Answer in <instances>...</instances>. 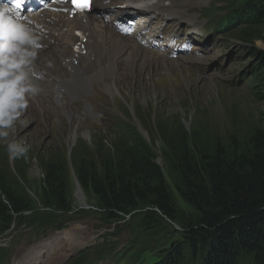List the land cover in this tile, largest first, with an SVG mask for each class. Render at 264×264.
<instances>
[{
	"label": "rangeland",
	"instance_id": "1",
	"mask_svg": "<svg viewBox=\"0 0 264 264\" xmlns=\"http://www.w3.org/2000/svg\"><path fill=\"white\" fill-rule=\"evenodd\" d=\"M124 1L116 3L115 9L121 8ZM179 1L184 18L178 14L165 16L161 24L156 25L155 21L148 30L150 32L154 28L164 27L168 18V21L175 22L167 34L175 35L180 40L188 35L198 42L197 50L173 55L165 46L167 40H162L160 44L165 46L164 50L152 46L153 51L167 54L158 56L161 62L153 61L151 55L141 51L140 55L145 54L140 59L145 62L144 66L124 58L119 60L116 73L110 68L108 76L111 77L110 73L113 75L117 87L113 93L107 89L109 84L104 85V82L111 83L115 79L107 77L102 80L101 72H97L90 79L88 88H81L75 94L65 91L63 100L54 98L52 106L60 111L53 110L50 118L38 121L30 114L26 123L14 124L8 130L9 136L0 138V169L16 175V167H21V172L26 174L28 180L27 192L35 202L31 213L16 217L10 229L0 235L3 247L12 246V264L23 258L27 248L30 247V252H33V244L52 233H60L76 225L90 229L93 239L84 242L73 240L78 252L67 259L66 264H147L153 255L156 257L158 244H166L174 237L184 241L189 225L199 215L196 207L188 203L178 191L179 177L165 161L163 152L166 144L161 135L166 129L181 122L189 136H193V130H201L209 134L210 138L217 135L226 144L230 143L235 134L245 136L255 129L264 132V100L255 95L254 84L250 82L252 75H249V79L243 75L248 64L257 60L256 56L258 60L260 57L259 64H264V32L254 42L242 40L235 31L227 34L212 32L216 21L203 8L217 5L223 9L228 1ZM224 12L227 11L218 10L216 14ZM142 13L146 20L151 11ZM93 15H100L101 18L104 16ZM106 22L112 23L108 20ZM192 25L199 26L202 33H191ZM61 63L65 66L64 61ZM97 63L99 65L101 61ZM49 83L54 87V77L45 84L47 89ZM51 100L47 101L50 103ZM75 103L80 105L79 110L75 109ZM119 121L136 127L141 136L154 145L159 156L158 163L173 191L177 216L175 220L167 218L161 224L148 227L141 225L142 221L136 214L118 220H104L94 201L82 188L71 162L70 210L59 211L42 204V171L34 157L51 149L64 151L68 158L79 147L86 148L91 155L96 150H113V144L119 140L115 138L121 133V128L117 127ZM73 127L78 129L76 138L73 137ZM13 141L29 146L27 159L9 161L6 147ZM80 191L85 197L84 204L79 202ZM58 235L54 240H63ZM119 254L121 258L125 256L127 261L120 259ZM135 255L138 258L135 259Z\"/></svg>",
	"mask_w": 264,
	"mask_h": 264
},
{
	"label": "trees",
	"instance_id": "2",
	"mask_svg": "<svg viewBox=\"0 0 264 264\" xmlns=\"http://www.w3.org/2000/svg\"><path fill=\"white\" fill-rule=\"evenodd\" d=\"M226 1L228 5L221 10L227 12L216 18L214 26L235 31L248 42L261 37L264 0ZM216 10L220 8L213 5L209 14ZM256 57L246 73L248 79L252 75L255 95L264 100V64ZM127 124H117L121 133L113 150H96L91 155L79 147L71 158L54 149L38 153L34 158L42 171V204L70 210L71 162L104 220L136 214L146 227L167 218L175 220L173 191L155 147ZM161 137L166 144L165 161L179 177L177 189L199 215L189 225L184 241L173 236L170 242L158 244L156 257L147 264H264V132L255 129L245 136L235 134L226 144L201 130H193L189 136L184 124L178 122ZM21 171L16 167V176L0 169V235L10 229L16 217L34 210L35 202L26 189L28 180ZM7 254L8 249L0 247L1 262Z\"/></svg>",
	"mask_w": 264,
	"mask_h": 264
},
{
	"label": "bare ground",
	"instance_id": "3",
	"mask_svg": "<svg viewBox=\"0 0 264 264\" xmlns=\"http://www.w3.org/2000/svg\"><path fill=\"white\" fill-rule=\"evenodd\" d=\"M128 2L126 10H150L157 15L164 16H170L174 12H177V0H128ZM116 3L114 0H96L95 7L98 11H103L113 9V5ZM120 12L121 10L117 9L110 15V18L116 19L120 17ZM140 15H143V13H140ZM30 18L33 20L34 29L41 36V44L44 47L39 52L37 66L46 72V76L50 75L54 77L55 83L54 87L49 83L48 89L45 88L40 95L29 101V112L32 118L35 117L38 121L41 118H50L53 110L60 111L47 100L51 98L52 100L54 98L63 100V92L65 91L75 94L81 88H88L90 86V79L97 72H101V79L104 80L109 77L108 71L110 68L113 73L117 72L119 60L128 58L133 63L144 66L145 62L140 61V59L145 54L151 55V59L156 62L162 61L158 56L167 55L160 51H153L150 44L151 38L158 40L161 33L160 29L155 30L153 36H143L146 39H141L140 34L136 32L135 35L131 32V35L123 38L121 36L123 34L120 35L108 23L100 19L96 23L95 20L97 18L94 15L88 14V12L83 15L77 14L75 17L70 18L68 13L64 11L43 9L33 12ZM186 18L188 19V17ZM154 20V18H151V23ZM171 27L172 24L170 22L165 29L168 30ZM136 31H147V29L138 26L136 27ZM200 32L202 33V31ZM173 41L174 38L167 40L172 50L184 49L186 47L181 44L174 46L172 44ZM141 51H145V54L140 55ZM58 59L66 61L67 68L62 67ZM49 61L52 63L51 67H47ZM98 61H101L99 65ZM110 76L113 77L111 73ZM111 77L107 79H115ZM106 84H109L107 85V89L111 93L117 89L116 79L111 83L104 82V85ZM99 85L101 84L99 83ZM65 104L66 102L63 103V105ZM74 107L76 110L80 109L78 103H75ZM104 111L106 112L107 110ZM72 129L73 137L76 138L78 129L77 127H73ZM78 197L79 202L84 204L85 197L82 191L78 193ZM58 233H52L33 244V252H30V247L27 248L23 258L20 261L16 260L17 262L14 264H58L65 258L63 256L68 257L78 250H75L76 246L73 240L84 242L88 239V241L93 239L92 231L80 225L61 231L59 235ZM56 235L63 240H54L57 238Z\"/></svg>",
	"mask_w": 264,
	"mask_h": 264
},
{
	"label": "clouds",
	"instance_id": "4",
	"mask_svg": "<svg viewBox=\"0 0 264 264\" xmlns=\"http://www.w3.org/2000/svg\"><path fill=\"white\" fill-rule=\"evenodd\" d=\"M116 2L118 3V1ZM122 4L121 8H119L121 10L119 14L120 17L116 19L113 17L110 18V15L117 10L114 7L115 4L113 5V9L115 10L106 9L98 11L94 3L93 9L96 11H92L88 14H104L102 18L100 15L94 16L97 18L95 22L97 23L99 19L105 23H107V20L112 21L111 24H108L120 35L123 34L121 35L123 38H126L132 34L131 32H133L134 35L139 33L141 39H146L143 36H147V34H149L148 36H153L155 30L160 29L161 33L159 34L158 40H153L151 38L152 41L150 40V44L154 47H160V50H164L165 46L160 44V41L172 40L174 38V41L172 42L174 46H177L178 44L186 46L184 49L172 50L169 47V44L166 43L165 45H168L167 49L169 50V53L173 55H182L184 53L197 50L198 44L194 43L196 41L189 38L188 35L185 39L180 40L179 37L175 35L167 34V32L173 28L175 22L168 21V18L164 27L160 26L159 28H154L150 32L148 29L151 27V20L149 18L146 20L144 19L140 27L146 28L147 31H136V27H138V25L136 26L135 23H130V21L132 22L133 18L139 19L141 16H144L140 15L142 11L132 9L131 12L128 13L126 10V7L129 4L128 0L125 3L122 2ZM179 4L180 1L177 0V12H174L173 15L178 14L180 17H183V15H181V8ZM212 6L213 5L203 8V10H206V13L211 16L213 21H216V18L221 12L216 14L218 11L216 10L213 14H209V9ZM109 11L112 12L108 13ZM164 17V15L155 17L154 22L157 21L155 24H161L162 18ZM170 22L172 27L166 30L165 27ZM191 27V33L198 35L201 34V28L199 26L192 25ZM212 32L228 33L216 26H214ZM41 48V36L37 33V31L29 23L24 22V18L20 16V13L13 12L10 5L0 2V138H6L9 136L8 130L14 127L15 122L21 116L23 110L28 107L29 100L34 99L43 91L39 81L46 78V72L39 69L37 66L38 55ZM58 60L62 67L67 68L66 61L60 59ZM61 61H64L65 66L62 65ZM51 66L52 63L49 61L47 63V67ZM28 151V145L16 141L8 143L6 147L9 161H15L20 158L27 159Z\"/></svg>",
	"mask_w": 264,
	"mask_h": 264
},
{
	"label": "snow or ice",
	"instance_id": "5",
	"mask_svg": "<svg viewBox=\"0 0 264 264\" xmlns=\"http://www.w3.org/2000/svg\"><path fill=\"white\" fill-rule=\"evenodd\" d=\"M16 6L19 7L21 0H15ZM77 8L80 10H84L89 6V0H77Z\"/></svg>",
	"mask_w": 264,
	"mask_h": 264
}]
</instances>
